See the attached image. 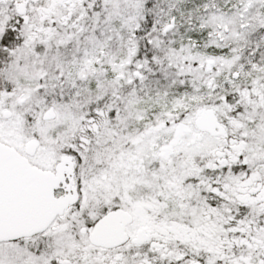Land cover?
<instances>
[{
  "label": "snow or ice",
  "instance_id": "snow-or-ice-1",
  "mask_svg": "<svg viewBox=\"0 0 264 264\" xmlns=\"http://www.w3.org/2000/svg\"><path fill=\"white\" fill-rule=\"evenodd\" d=\"M0 264H264V0H0Z\"/></svg>",
  "mask_w": 264,
  "mask_h": 264
}]
</instances>
